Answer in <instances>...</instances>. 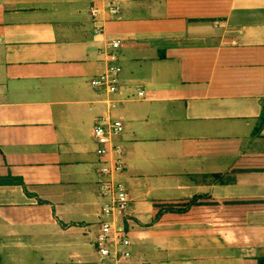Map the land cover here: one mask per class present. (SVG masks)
<instances>
[{"label": "crops", "instance_id": "crops-1", "mask_svg": "<svg viewBox=\"0 0 264 264\" xmlns=\"http://www.w3.org/2000/svg\"><path fill=\"white\" fill-rule=\"evenodd\" d=\"M118 1L97 34L93 0H0V178L32 195L0 186V264H100L93 131L107 107L90 81L116 40L126 264H259L264 0Z\"/></svg>", "mask_w": 264, "mask_h": 264}, {"label": "built area", "instance_id": "built-area-1", "mask_svg": "<svg viewBox=\"0 0 264 264\" xmlns=\"http://www.w3.org/2000/svg\"><path fill=\"white\" fill-rule=\"evenodd\" d=\"M121 13L118 0H93L91 17L96 26V33H104L103 15L117 17ZM102 26H99L101 25ZM120 40L108 43L103 50L105 58L104 71L90 81L91 87L102 97L107 107V114L99 117L93 131L96 143V154L100 159L98 168V196L100 198V214L98 233L94 247L100 264H126L131 259L129 251V234L119 224V219L126 215L131 207L129 189L121 176L125 173V146L117 142L125 131L121 119H115L111 113L120 106L115 99L122 88L123 68L118 64L117 51L121 49ZM145 91L139 90L138 101L146 100Z\"/></svg>", "mask_w": 264, "mask_h": 264}, {"label": "trees", "instance_id": "trees-1", "mask_svg": "<svg viewBox=\"0 0 264 264\" xmlns=\"http://www.w3.org/2000/svg\"><path fill=\"white\" fill-rule=\"evenodd\" d=\"M264 123V110H263V115L261 118V124ZM1 185H12V186H22L25 191L27 192V194L29 196H32L28 193L27 188L23 182L22 179L19 178H13V177H9V178H0V186ZM197 204L196 200L192 201L191 203L187 204V205H183L180 207H174V206H167V207H159V213L157 216V219H160L161 216L163 214H168V213H174V214H185L187 212H189V210L195 206ZM259 264H264V260H260Z\"/></svg>", "mask_w": 264, "mask_h": 264}, {"label": "rangeland", "instance_id": "rangeland-1", "mask_svg": "<svg viewBox=\"0 0 264 264\" xmlns=\"http://www.w3.org/2000/svg\"><path fill=\"white\" fill-rule=\"evenodd\" d=\"M132 99L134 100V101H138V93H133L132 95ZM134 96V97H133ZM115 99H116V96H115ZM121 107V106H120ZM97 197H98V203H99V205H98V207L100 208V204H101V201H100V198H99V196H98V193H97Z\"/></svg>", "mask_w": 264, "mask_h": 264}]
</instances>
